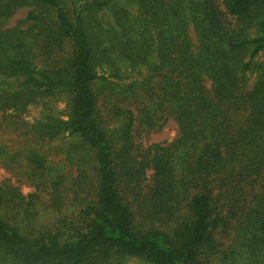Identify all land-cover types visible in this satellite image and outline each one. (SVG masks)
<instances>
[{
  "label": "trees",
  "instance_id": "obj_1",
  "mask_svg": "<svg viewBox=\"0 0 264 264\" xmlns=\"http://www.w3.org/2000/svg\"><path fill=\"white\" fill-rule=\"evenodd\" d=\"M261 53L264 0H0V113L64 95L43 138L75 140V176L45 174L28 149L34 192L0 184V264H218L235 233L264 263ZM169 120L177 137L142 147ZM23 155L0 149V164L14 173ZM42 205L58 215L48 226Z\"/></svg>",
  "mask_w": 264,
  "mask_h": 264
},
{
  "label": "rangeland",
  "instance_id": "obj_2",
  "mask_svg": "<svg viewBox=\"0 0 264 264\" xmlns=\"http://www.w3.org/2000/svg\"><path fill=\"white\" fill-rule=\"evenodd\" d=\"M131 13L134 16L139 15L138 7L135 5H128ZM27 9L23 8L16 12V14L10 19L9 27L14 26L17 22L23 20L27 14ZM194 34L192 35L193 41ZM256 67L260 66L264 69V53L258 55L255 59ZM98 70L100 73L108 75L110 73V68L105 64L98 65ZM126 77L130 76L131 79L128 81H133L135 84H139L142 77L138 76L139 70H135L125 67L122 64L118 65ZM144 73V71H142ZM145 76V73L142 75ZM246 78L248 80V85L255 83L257 79V69H253L251 72L247 73ZM207 88H209V83H207ZM67 98L64 95H58L54 98H41L35 101L27 107V109L20 113L14 112V109H10L4 113H0V149L3 150L6 154H13L16 152H24V155L20 158V167H15L14 173L10 172L0 164V184L9 181V184L13 187L20 189V192L24 196H27L30 193L34 192V183L31 181H37L35 184L40 181L39 179L27 178L25 172L28 171L27 165L25 164V157L27 155L28 149H35L38 154L45 158L48 162L49 173L52 175H64L67 179L68 177L75 176L74 168L71 163L68 162L66 150L68 149V144L72 143V138H67L66 135L58 136L50 140L43 138L42 125L46 123L47 118L65 116L67 112L66 108ZM178 134L177 125L169 120L161 130L157 132L150 133L147 136H143L140 141L142 147H147L153 143L168 144L172 142ZM17 168V169H16ZM42 201L47 199L46 195H43ZM44 203V202H42ZM41 203V204H42ZM40 214L37 221V225L48 226L51 224L57 214L51 210H44V206H39ZM74 207H69L67 210L62 211L61 214L68 212L71 213L75 211ZM52 226V225H51ZM224 248H231V244H236V252L231 257V259L225 260L224 256H217L219 261L218 264H264L261 260L262 258L251 256L248 257L247 249L240 245V239L238 233L232 234L230 238H221ZM112 261V260H111ZM112 264H148L141 260L135 258H125L123 260H113Z\"/></svg>",
  "mask_w": 264,
  "mask_h": 264
}]
</instances>
